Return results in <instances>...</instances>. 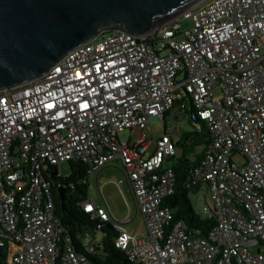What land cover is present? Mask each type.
<instances>
[{
  "label": "built area",
  "instance_id": "2783aa9c",
  "mask_svg": "<svg viewBox=\"0 0 264 264\" xmlns=\"http://www.w3.org/2000/svg\"><path fill=\"white\" fill-rule=\"evenodd\" d=\"M186 19L192 24L183 29ZM179 91L211 134L192 170L214 220L205 237L163 205L174 193L165 164L181 126L155 138L150 120L164 124ZM135 127V142L118 138ZM115 158L146 229L140 238L112 224L114 245L130 261L264 264V0H207L154 38L101 32L41 76L0 89V264H92L93 239L77 250L64 234L50 166L80 160L91 174ZM80 204L112 220L107 206Z\"/></svg>",
  "mask_w": 264,
  "mask_h": 264
},
{
  "label": "water",
  "instance_id": "95a60500",
  "mask_svg": "<svg viewBox=\"0 0 264 264\" xmlns=\"http://www.w3.org/2000/svg\"><path fill=\"white\" fill-rule=\"evenodd\" d=\"M205 1L0 0V89L41 76L101 32L154 38L171 18ZM64 191L63 186L58 188L61 201Z\"/></svg>",
  "mask_w": 264,
  "mask_h": 264
},
{
  "label": "trees",
  "instance_id": "16d2710c",
  "mask_svg": "<svg viewBox=\"0 0 264 264\" xmlns=\"http://www.w3.org/2000/svg\"><path fill=\"white\" fill-rule=\"evenodd\" d=\"M184 99L186 105L180 108L181 100L174 98L166 115H173L177 119L176 114H178V110L182 109L187 116L185 122L199 123L200 128L189 131L181 127L178 136L176 135L177 138L172 139L176 150H181L178 157H175L176 154H174L166 159L165 165L173 170L175 180L174 193L163 199V205L171 209L173 221L183 220L188 228L197 229L201 236L205 237L214 223L213 217L209 214L202 217L196 212L188 196L190 192H196L195 188L198 185L193 184L192 170L199 163L203 151L210 143L211 134L205 122L196 113L191 98L186 95ZM176 105H178L177 110H175ZM68 163L70 165L68 176L54 175L51 179L55 212L62 221L65 236L70 239L77 250H80V237H83L89 230L99 227L103 237L96 248L86 254L92 264H136L128 259L124 251L115 247L113 239L116 237V231L110 224L111 221L101 222L93 218L90 212L84 211L80 202L87 200L88 170L80 160L68 161ZM50 167L52 170H56V167ZM61 186L65 190L62 201L58 196V188Z\"/></svg>",
  "mask_w": 264,
  "mask_h": 264
},
{
  "label": "crops",
  "instance_id": "0c3cea01",
  "mask_svg": "<svg viewBox=\"0 0 264 264\" xmlns=\"http://www.w3.org/2000/svg\"><path fill=\"white\" fill-rule=\"evenodd\" d=\"M185 105H186V100L182 99L181 104H180V106H181L180 108H183ZM176 115L178 117V114H176ZM185 116H186V114H185ZM186 118H187V116H186ZM177 119H175V117H173V115H168V117L165 121V127H167L168 125L171 126V124H173L174 122L177 124H182L181 121L179 120V118H177ZM181 127H182V125H181ZM182 129H183V127H182ZM177 136L174 139H176ZM121 163L122 162H121L120 158H115L114 160H111L110 162L106 163L100 170H98V171L96 170V171L92 172L91 174H89V177L91 175L95 176L94 182L99 187V193H98L99 196H98V194L97 195L93 194V193L89 194L87 192V199L93 200L95 202L96 206H107L108 207V210L110 211L111 218H112L111 223H110L111 225L114 222H120L121 225L125 228V230L130 235L141 238L146 233V229L144 226L145 223H144L143 217L141 215V212H140L137 204L134 201V198L132 195L133 191H132L131 185H130L129 181L127 180L125 173L123 172ZM118 164H120V165L117 166ZM116 166L119 167V169L116 168ZM87 182H88V186H89L90 181L88 180V177H87ZM199 187L200 186H197L195 189L197 190ZM88 190H89V187H88ZM116 194H121L123 197H125L124 198L125 201L127 199L130 201V203H128V201H126L128 203L127 206L129 207L127 215L120 220L114 219L112 212H111V209H110V206L108 204V201H110V200L112 201V199L114 197H117ZM92 230L93 229L89 230L88 232H86V234L83 235V237H80V242L83 243L84 241L88 240L89 238H92L93 239V247L96 248V244L94 242V236H93ZM95 230H97V229H95ZM98 231H101V230H98Z\"/></svg>",
  "mask_w": 264,
  "mask_h": 264
},
{
  "label": "rangeland",
  "instance_id": "374dc122",
  "mask_svg": "<svg viewBox=\"0 0 264 264\" xmlns=\"http://www.w3.org/2000/svg\"><path fill=\"white\" fill-rule=\"evenodd\" d=\"M182 24V28L183 29H187L188 27L191 26V21L190 19H186L183 20L181 22ZM212 93L214 95L219 93V89L218 88H214L212 90ZM175 98L178 100H182L185 98V94L181 91H179L177 94H175ZM178 105H176V109H178L177 107ZM178 118L181 121L182 124H180V126L182 125V127L184 128V130H189V131H193L194 129H199L200 128V124L199 123H192V122H188L186 123V116L183 112L182 109L178 110ZM178 120V119H177ZM151 124V128L153 131V137L157 138V137H161L162 134H164L165 131V125L163 124V122H161L159 120V118H154L150 121ZM139 133H141L140 129H138L137 127L133 128L132 131H129V129H125L124 131L118 133V138L121 141L124 140H130L131 142H135L138 137H139ZM148 135H150L151 133L148 131ZM155 146V140L151 141V144L148 146V148L146 149V151H152L154 149ZM180 150L181 149H177L175 150V157H178L180 155ZM234 160L236 162H240L241 159L240 157L236 156L234 158ZM120 163V162H119ZM120 164H118L117 166H119ZM119 169V167H117ZM57 170L60 174H62L63 176H68L70 173V165L67 161L60 163L57 166ZM94 177L93 175H91L90 177H88V180L90 181L89 184V190L88 193L91 194H98L99 193V187L96 185V183L94 182ZM119 195V196H118ZM99 196V194H98ZM117 197H114L112 199V201H108V204L110 206L112 215L114 217V219L116 220H120L122 218H124L127 213H128V209L129 207L127 206L128 203H130V201L127 199L126 201H128V203L125 201V197H123L121 194H116ZM206 196H207V191L205 189V187L202 185H200V187L196 190V192H190L189 194V200L192 204V206L194 207V209L196 210V212H198L202 217H205L209 214L210 211V207L206 201ZM93 236H94V242L97 246V244H99L101 238L103 237V233L102 231H98L93 229Z\"/></svg>",
  "mask_w": 264,
  "mask_h": 264
}]
</instances>
